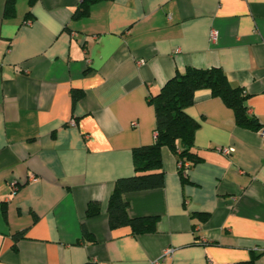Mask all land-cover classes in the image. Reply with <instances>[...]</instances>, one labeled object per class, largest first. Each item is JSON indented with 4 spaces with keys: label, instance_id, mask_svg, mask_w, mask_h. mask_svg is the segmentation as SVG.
I'll use <instances>...</instances> for the list:
<instances>
[{
    "label": "crops",
    "instance_id": "1",
    "mask_svg": "<svg viewBox=\"0 0 264 264\" xmlns=\"http://www.w3.org/2000/svg\"><path fill=\"white\" fill-rule=\"evenodd\" d=\"M12 2L0 0V264H264V0ZM186 66H219L261 128L195 91L185 179L163 146L162 187L123 194L156 230L110 228L115 180L155 140L149 98Z\"/></svg>",
    "mask_w": 264,
    "mask_h": 264
},
{
    "label": "trees",
    "instance_id": "2",
    "mask_svg": "<svg viewBox=\"0 0 264 264\" xmlns=\"http://www.w3.org/2000/svg\"><path fill=\"white\" fill-rule=\"evenodd\" d=\"M12 1L6 0L7 5H11ZM85 1L82 0L81 4H84ZM84 11V8H79L75 15H81ZM199 89H209L212 96L219 97L225 105L231 108L237 125L253 130L261 128L257 118L247 114L246 94L243 89L232 86L219 66L207 68L186 66L182 71L175 72L166 80L159 92L149 98L155 111V131L158 135L152 144L133 148L134 173L115 180L107 202L110 228L128 225L133 235L156 230L158 216L130 217L127 212L128 204L123 198V194L129 191L162 187L163 170L160 150L163 146L172 150L178 158L189 161L197 160L192 152V147L198 123L186 113L185 109L193 103L194 93ZM79 96L80 94L74 93L73 102ZM185 177L182 178L185 179ZM98 212V202L89 203L86 214L90 216ZM86 233L83 228V235H87ZM254 261L255 257L253 256L245 261L225 264H254ZM83 264L98 263L87 259Z\"/></svg>",
    "mask_w": 264,
    "mask_h": 264
},
{
    "label": "built area",
    "instance_id": "3",
    "mask_svg": "<svg viewBox=\"0 0 264 264\" xmlns=\"http://www.w3.org/2000/svg\"><path fill=\"white\" fill-rule=\"evenodd\" d=\"M80 1H82V0H80ZM30 23H31V22H30L29 20L26 21V24H30ZM217 35H218L217 30L212 29V30H210V32H209V39H210L212 42H214V41H216V39H217ZM73 123H74V122L71 121V124H73ZM133 125H135V124H133ZM260 133H261V136H262V138H263V140H264V130H260ZM157 135H158L157 131H154V133H153L154 138H156ZM220 151H221L222 154H230V152H231V148H229V147H224V148H221ZM190 166H191V163H190L188 160H184V159H182V158H178V160H177V169L181 172V174H182L183 176L186 175V172H187V170L190 168Z\"/></svg>",
    "mask_w": 264,
    "mask_h": 264
}]
</instances>
